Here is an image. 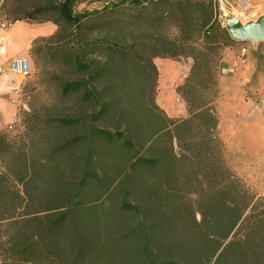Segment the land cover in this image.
Wrapping results in <instances>:
<instances>
[{
    "label": "trees",
    "instance_id": "trees-1",
    "mask_svg": "<svg viewBox=\"0 0 264 264\" xmlns=\"http://www.w3.org/2000/svg\"><path fill=\"white\" fill-rule=\"evenodd\" d=\"M75 2L36 6L48 13L39 18L17 5L7 16L65 31L60 63L82 78H56L57 102L65 109L74 97L75 113L35 115L33 125L18 117V136L0 131V264H264V195L229 167L215 135L222 52L237 42L218 1L120 0L130 35L143 39L123 32L121 42L84 40L85 24L109 7L76 12ZM155 57L192 60L175 89L185 117L155 103ZM105 75H121L124 89H96Z\"/></svg>",
    "mask_w": 264,
    "mask_h": 264
},
{
    "label": "rangeland",
    "instance_id": "rangeland-1",
    "mask_svg": "<svg viewBox=\"0 0 264 264\" xmlns=\"http://www.w3.org/2000/svg\"><path fill=\"white\" fill-rule=\"evenodd\" d=\"M119 1L120 0H76L73 5V10L76 12L100 9L103 6L109 7V11L106 15L102 16L100 19L89 21L85 24V27L92 28V30H84L82 33L84 40H90L97 37H107L108 39H116L118 42H121V33L123 32L126 33L125 35L127 36V41L143 40L139 37L132 38L133 36L130 35L136 29V25H134V22L129 20L130 14L126 17V8L123 9L121 5L116 4ZM6 2L7 3L5 6H3V0H0V24L9 25L11 23V19H8L7 16H9L11 9L17 5L25 8L26 12H29V14L32 16L34 15L39 18L41 14L47 16L48 13L42 12L40 15H37V12L33 9L34 7L43 6L46 3L58 4L60 0H6ZM241 15L243 16H239L240 18L238 19L242 22L251 21L256 18L255 16L244 15L243 13H241ZM48 16L54 17L53 14H49ZM229 16H232L230 14V10L227 9L224 3L220 4L218 1V19L222 26L225 19ZM161 27L163 30L165 28L170 34L175 33L174 27L171 24L167 25L166 27H164L163 24ZM64 39L65 31L58 28L56 34L53 37L44 40H38L35 43L36 52H34L31 56V65L29 68V74L27 75L28 79L23 85L20 94L21 105L18 112L20 122L24 120L30 125H33L36 123L35 115H43L44 117V115L51 116L61 113L63 108L60 107L59 103L57 102L56 78L63 77L69 81H77L82 78L80 70L72 67H63L60 63L61 43ZM85 54L87 55L86 57L88 59L94 58L100 63H103V56L98 54ZM147 55L148 54H145L144 52L140 54L143 59L144 57L148 58ZM151 61L153 63V58ZM144 62L145 60L142 61V64H144ZM229 73L231 74V72ZM220 76H222L221 71H219L218 74L219 97L216 103V108L219 116V123L215 134L216 140L222 149L223 156L229 167L249 187L253 188L255 192L260 194L258 189L247 183L246 179L241 176V173H245V170L249 164L245 163L244 161H235L236 158H240L247 153H251V150L248 147L251 142L258 144L261 140L260 129L261 127L264 128V107H262L264 106V100L257 97L255 93H253V90L256 87H260V85L255 81H252L247 85H238V87H236V84L232 79H227L223 82L225 91L222 93L219 83ZM128 77H134V83L138 84L140 80L142 82V75L140 77L138 74L134 75L131 73L128 75ZM151 78V70L148 68L146 78H143L147 97L151 96ZM93 85L96 87V89L104 88V86L107 88L110 85L115 86V88L118 85L124 89V83L121 79V75L113 77L111 75H105L104 77H101L100 80L98 79L97 81H93ZM136 93L140 92L137 90ZM109 94V91L103 93L105 96H108ZM72 98V102L70 100L65 109H63L71 114L77 111L74 97ZM161 101L164 103L166 101V97L162 98ZM175 104H178V106H175ZM173 105L177 109L176 113L178 110H182V104L180 101H178V99L175 98ZM15 122L1 131L8 132L11 137L18 136L21 132V126H18V118ZM41 123L42 122H40V124ZM109 123L111 124V121H108L107 124ZM249 135L250 137H248ZM251 149H253L252 153L255 154L257 151L256 146ZM119 165L121 166V164ZM260 173L261 167L259 174ZM108 177L110 184L116 181L113 176L108 175ZM258 181L262 183L260 175ZM118 198L120 199L121 196H113L114 200H117Z\"/></svg>",
    "mask_w": 264,
    "mask_h": 264
},
{
    "label": "crops",
    "instance_id": "crops-1",
    "mask_svg": "<svg viewBox=\"0 0 264 264\" xmlns=\"http://www.w3.org/2000/svg\"><path fill=\"white\" fill-rule=\"evenodd\" d=\"M224 3L230 14L240 18L241 13L258 17L264 14V0H220ZM58 27L51 21L34 22L17 20L9 25L0 24V131L13 124L18 118L21 105L20 94L28 76L10 71L8 69L11 61L25 60L29 68L31 65V49L38 40L53 37ZM237 41L224 48L221 57V72L219 78L221 92L225 88L223 82L232 79L238 85H247L255 81L260 87H256L253 93L264 100V42L253 44L251 41ZM244 48V54L241 49ZM153 64L157 71L155 103L170 118H181L186 116L184 102L179 98L175 89L182 84L187 76L192 60L189 58L172 60L168 58H153ZM232 69L231 74L227 70ZM235 87V88H236ZM166 97L163 103L162 98ZM178 99L182 104V110L174 107V100ZM175 106H178V104ZM264 107V106H262ZM221 119V118H220ZM219 121V116H218ZM219 123V122H218ZM259 131V130H258ZM261 140L258 144L251 142L247 153L236 162L249 164L245 173H241L247 183L258 189L264 195V128L261 127ZM250 137V135L248 136ZM256 146V153H252ZM258 164V165H257ZM262 164V165H260ZM261 167V173L259 174ZM260 179L262 183L258 181Z\"/></svg>",
    "mask_w": 264,
    "mask_h": 264
},
{
    "label": "water",
    "instance_id": "water-1",
    "mask_svg": "<svg viewBox=\"0 0 264 264\" xmlns=\"http://www.w3.org/2000/svg\"><path fill=\"white\" fill-rule=\"evenodd\" d=\"M223 26L230 38L235 41L249 40L253 44L259 41L264 42V14L246 22L232 15L225 19Z\"/></svg>",
    "mask_w": 264,
    "mask_h": 264
},
{
    "label": "built area",
    "instance_id": "built-area-1",
    "mask_svg": "<svg viewBox=\"0 0 264 264\" xmlns=\"http://www.w3.org/2000/svg\"><path fill=\"white\" fill-rule=\"evenodd\" d=\"M220 4H222V2L220 0H218ZM222 8V6H221ZM1 26H4V24H1ZM245 49L242 48L241 49V53L244 54ZM8 69L10 71H14L17 73H20L24 76H27L29 74V65L27 63V61L25 60H18V61H11L9 63ZM227 72H232V69L227 70ZM0 73H2V71L0 70Z\"/></svg>",
    "mask_w": 264,
    "mask_h": 264
}]
</instances>
